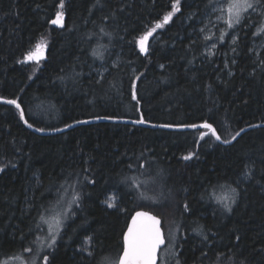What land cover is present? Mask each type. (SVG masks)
<instances>
[{"label":"trees","instance_id":"trees-1","mask_svg":"<svg viewBox=\"0 0 264 264\" xmlns=\"http://www.w3.org/2000/svg\"><path fill=\"white\" fill-rule=\"evenodd\" d=\"M175 2L0 0V97L18 98L29 122L44 131L142 114L158 125L207 121L230 141L264 124V49L255 48L264 15L245 14L216 34L209 55L213 39H206L202 19L221 0H179L180 10L164 23ZM58 12L62 28L51 23ZM154 28L144 55L138 38ZM43 40L38 62L27 61ZM0 167V264L34 253L45 229L41 217L76 194L48 264L118 259L139 209L174 215L179 264H264V127L229 145L208 129L105 121L42 135L24 124L18 109L0 103ZM147 167L165 181L174 206L141 200L133 181L139 184ZM232 189L239 195L229 213L217 200L234 196Z\"/></svg>","mask_w":264,"mask_h":264},{"label":"snow or ice","instance_id":"snow-or-ice-1","mask_svg":"<svg viewBox=\"0 0 264 264\" xmlns=\"http://www.w3.org/2000/svg\"><path fill=\"white\" fill-rule=\"evenodd\" d=\"M261 0H222L221 6L219 7L218 11L224 14V22L227 24L229 28H232L235 25H238L241 20L244 18V14L248 13L249 10H257L258 6L260 5ZM63 2L60 3V8H63ZM174 11L169 12L168 15L164 16L163 20L164 23H169L172 17L178 12L179 9V0H176L175 4L173 5ZM63 12H58L55 19L51 20L53 25H58L59 27H63ZM163 27V24H157L156 28ZM156 29H152L151 31L146 32L144 35L138 38V45L140 51L143 53H147L148 46L147 42L150 37H152L153 33ZM259 31H264V28H261ZM210 37H206L208 39ZM223 40V35L220 37ZM235 43V40H233ZM43 47H46L43 46ZM38 49L42 50L41 45H37ZM96 55V53H93ZM27 61H37L38 56L32 52H29L26 57ZM25 61H21L23 63ZM133 99H136V92L133 90L132 93ZM0 103L12 105L16 109L19 110L20 119L27 125L28 128L33 127V123L29 122V119L26 118V113L24 108L21 106V103L18 102V98L7 99L0 97ZM139 103V100H137ZM107 117H98V119H106ZM77 123H88V121H77ZM132 123L143 124L146 121L143 119V115L141 114L138 120L132 121ZM72 125H69L71 127ZM161 127H168V125H161ZM186 127L191 128H203V129H211V133L215 136L216 140H221L220 135L216 134V130L213 128L211 123L207 121L203 122L202 124H192L187 125ZM35 131L42 132L44 131L43 128L37 127ZM57 131H62V129H57ZM236 135H239L237 133ZM203 138V135L201 136ZM233 140L236 139L235 136L232 137ZM222 143H230L231 141L225 140L221 141ZM184 159H191V155L184 157ZM131 167V165H129ZM144 167V165H141ZM4 168L0 167V172H3ZM250 176L251 174L248 173ZM94 183V181H93ZM135 187L137 189L141 188V184H136L133 181ZM234 196L232 197H223L218 198L217 202L221 203L227 212L232 211V205L236 202V197H238L239 193L236 192L235 189H232ZM80 196L76 194L73 196L72 203H76L79 201ZM227 201V202H226ZM109 207H115L113 204H109ZM187 210V205L184 206ZM71 209L69 208V211ZM41 220L44 223H49V235H50V242L47 243L48 248H53L54 245L57 243V238L59 237L60 233L63 231L64 228V221L59 218H56L53 222L45 221L44 217H41ZM39 227V225H38ZM198 234H202V229L197 230ZM207 239V237H204ZM239 240V237H237ZM165 244V236L164 232L161 229V220L157 217V215L152 214L150 211H137L134 216L131 217V224L127 228V232L123 237V245H122V255L115 261H113L110 257H103L100 261V264H157L158 253L161 249V246ZM27 252H32L33 249L28 247L25 249ZM50 255V254H49ZM93 252H89V256H93ZM48 255L43 257L44 264H48ZM26 264V262H25ZM177 264L179 262L177 261Z\"/></svg>","mask_w":264,"mask_h":264},{"label":"rangeland","instance_id":"rangeland-1","mask_svg":"<svg viewBox=\"0 0 264 264\" xmlns=\"http://www.w3.org/2000/svg\"><path fill=\"white\" fill-rule=\"evenodd\" d=\"M222 0L220 3L216 4L202 19L203 20V26L201 27L204 30V33L206 36L210 37V39H213V41L210 43L208 51L209 55H212V52H214V49L217 44L216 40V34H222L223 31L228 29L229 27L224 22V14L218 11L219 7L221 6ZM253 13H262L264 15V8L258 7L257 10H249L248 13L245 14H253ZM244 14V15H245ZM264 19V17H263ZM234 27V26H233ZM232 27V28H233ZM264 28V22L263 27ZM156 32L153 33L152 37L149 38L147 42L148 49L150 47L149 43L152 39L155 38ZM260 39L256 41L255 48L256 50L260 51L264 49V31H260ZM233 39V38H232ZM232 41V40H231ZM42 46V50L36 49L34 50V54H36L38 57H41L43 55L44 49L46 47H43L46 45V42L43 40L39 42V44ZM47 46V45H46ZM139 46V45H138ZM148 52V51H147ZM208 53V52H207ZM140 183L142 185L141 190H139L138 194L142 195L141 200L143 202L149 203V204H161L165 206H174L175 201L173 194H170L168 197V193L166 191V187L163 185L165 183L162 182L163 180L160 179L159 175L153 174L152 171L147 167L144 169V171L141 174ZM137 199H140V197H137ZM173 199V200H172ZM73 196L67 195L61 202L57 204L56 207H54L52 210H50L46 215L44 216L45 221L53 222L56 218L61 219L64 221V227L68 224V222L71 219V211L74 207V203H72ZM227 202V201H226ZM115 200L110 198L108 200V205L113 204L115 205ZM77 204H75L76 206ZM69 208L71 209L69 211ZM114 208V207H111ZM163 215H160L163 223V229L166 237V245L161 251L160 254V263L159 264H177L175 255L178 251V233H179V224H174V215H168L166 213H161ZM43 222V221H42ZM43 227H45L44 230H42V234H40V237L37 240L36 249L34 253L32 252L31 255H28L29 257L25 258H18L16 261H13L14 259L10 260L11 262H8V264H39L43 263V257L51 252L53 248H48L47 243L50 242V235H49V223L43 222ZM64 229V228H63ZM58 239V238H57ZM55 246V245H54ZM53 246V247H54ZM113 261L117 260V258H111Z\"/></svg>","mask_w":264,"mask_h":264},{"label":"water","instance_id":"water-1","mask_svg":"<svg viewBox=\"0 0 264 264\" xmlns=\"http://www.w3.org/2000/svg\"><path fill=\"white\" fill-rule=\"evenodd\" d=\"M144 55H146L145 53H143ZM82 121H88V123H74L72 124L71 127H65V128H62V131H57V130H53V131H42V132H37L35 131V128L32 127L30 128L31 130L35 131L36 133H39V134H42V135H51V134H57V133H62V132H65V131H68L70 129H72L73 127L77 126V125H81V124H90V123H97V122H115V123H124V124H131V125H138V126H142V127H145V128H162V129H167V130H172V131H190V130H198V129H203V128H191V127H186V126H171V125H168V127H161V125H158V124H152V123H143V124H138V123H132V121H135V120H130V119H120V118H106V119H98V118H94V119H88V120H82ZM199 125V124H197ZM27 126V125H26ZM256 127H264V124H256V125H252V126H248L244 129H242L240 132H239V135H236V139L235 140H230L231 142L230 143H222L221 141L223 140H217L219 143H221L222 145H229V144H232L234 141H236L244 132H246L247 130L251 129V128H256ZM214 128V126H213ZM215 129V128H214ZM211 131V129H208ZM216 130V129H215ZM216 134H218V132L216 131ZM137 211H148V210H144V209H139ZM135 211L132 216L135 215V213L137 212ZM152 213V212H151ZM153 214V213H152ZM155 215V214H154ZM131 216V217H132ZM158 217V216H157ZM160 220H161V229L162 231L164 232V229H163V223H162V219L160 217H158ZM131 224V218L128 222V225H127V228L128 226ZM127 228L125 230V233L124 235L126 234L127 232ZM164 236H165V233H164ZM124 237V236H123ZM166 245V238H165V244L161 246V249L158 253V259H157V264H159V261H160V252L161 250L165 247ZM122 255V252L121 254Z\"/></svg>","mask_w":264,"mask_h":264},{"label":"bare ground","instance_id":"bare-ground-1","mask_svg":"<svg viewBox=\"0 0 264 264\" xmlns=\"http://www.w3.org/2000/svg\"><path fill=\"white\" fill-rule=\"evenodd\" d=\"M76 123V122H75ZM93 124V123H92ZM72 125V124H71ZM136 126V125H135ZM181 126V125H180ZM183 126H185V125H183ZM65 128V127H64ZM60 129V128H59ZM154 129V128H153ZM210 131V130H209ZM52 135V134H51Z\"/></svg>","mask_w":264,"mask_h":264}]
</instances>
